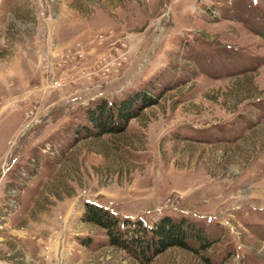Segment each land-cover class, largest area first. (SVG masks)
<instances>
[{
	"label": "rangeland",
	"instance_id": "1",
	"mask_svg": "<svg viewBox=\"0 0 264 264\" xmlns=\"http://www.w3.org/2000/svg\"><path fill=\"white\" fill-rule=\"evenodd\" d=\"M86 201L200 238L139 261ZM0 264H264V0H0Z\"/></svg>",
	"mask_w": 264,
	"mask_h": 264
},
{
	"label": "trees",
	"instance_id": "2",
	"mask_svg": "<svg viewBox=\"0 0 264 264\" xmlns=\"http://www.w3.org/2000/svg\"><path fill=\"white\" fill-rule=\"evenodd\" d=\"M147 94L134 93L131 97L122 98L118 102L102 101L86 112V123L96 129L97 135L112 134L116 123L124 124L134 117L131 109L137 102H143L142 107L150 104ZM121 130H117L116 132ZM90 132V131H88ZM83 221L92 222L104 228L111 246L118 247L133 255L139 261H149L151 257L170 245H186L187 239L200 238L198 233L189 228L184 220L162 217L149 228L136 221V228L131 234L117 225L118 221L112 212L94 202L84 204Z\"/></svg>",
	"mask_w": 264,
	"mask_h": 264
}]
</instances>
